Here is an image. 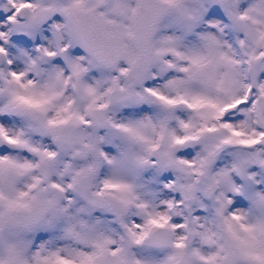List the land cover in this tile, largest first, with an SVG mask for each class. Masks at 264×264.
I'll return each mask as SVG.
<instances>
[{
  "label": "snow or ice",
  "instance_id": "snow-or-ice-1",
  "mask_svg": "<svg viewBox=\"0 0 264 264\" xmlns=\"http://www.w3.org/2000/svg\"><path fill=\"white\" fill-rule=\"evenodd\" d=\"M0 264H264V0H0Z\"/></svg>",
  "mask_w": 264,
  "mask_h": 264
},
{
  "label": "clouds",
  "instance_id": "clouds-1",
  "mask_svg": "<svg viewBox=\"0 0 264 264\" xmlns=\"http://www.w3.org/2000/svg\"><path fill=\"white\" fill-rule=\"evenodd\" d=\"M116 143L117 144H120V141H116ZM121 147H123V145H121ZM109 169L108 168H104V169H102L101 170V179L105 176V175H107L108 173H109ZM148 174H150V173H148ZM106 219H110V217H106ZM114 227H118V226H116V225H114Z\"/></svg>",
  "mask_w": 264,
  "mask_h": 264
}]
</instances>
